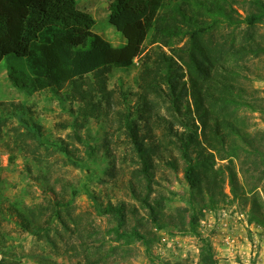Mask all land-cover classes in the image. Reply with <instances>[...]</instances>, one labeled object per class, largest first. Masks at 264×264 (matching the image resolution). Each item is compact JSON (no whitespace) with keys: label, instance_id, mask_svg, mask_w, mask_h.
Instances as JSON below:
<instances>
[{"label":"rangeland","instance_id":"1","mask_svg":"<svg viewBox=\"0 0 264 264\" xmlns=\"http://www.w3.org/2000/svg\"><path fill=\"white\" fill-rule=\"evenodd\" d=\"M251 2L234 1L235 15L244 19L252 10ZM78 3L94 16L96 34L116 47L124 45L123 35L110 23L112 0ZM246 31L245 24L221 23L209 39L222 49L232 39L236 44L242 41ZM252 32L264 45V21ZM174 40L176 47H182L188 37ZM145 48H150L149 40ZM249 59L254 74L241 84L246 99L257 97L262 107L232 106L228 108L231 118L226 117L264 138V53ZM139 70L138 60L129 68L88 75L75 88L27 95L11 84L7 62H2L0 264H202L199 239L181 226L202 186L192 188L185 180L180 150L172 141L167 143L180 169L158 165L155 179L149 183L152 187L146 188L144 177L134 175L141 161L116 111L122 107L123 94L138 90ZM129 98L135 100L133 95ZM175 128L184 130L180 122ZM230 161L217 156L214 167L227 173ZM233 164L244 196L231 191L224 173L225 194L214 208L204 211L199 229L213 244L216 264H264V227L252 222L254 198L264 212V158L242 154L233 158ZM133 190L147 191L155 208L160 204L157 210L165 215L164 229L154 224L151 206ZM89 193L99 201L92 200ZM108 203L126 207L120 233L114 217L98 209ZM23 216L35 229L20 225ZM135 229L145 239L122 236Z\"/></svg>","mask_w":264,"mask_h":264},{"label":"trees","instance_id":"2","mask_svg":"<svg viewBox=\"0 0 264 264\" xmlns=\"http://www.w3.org/2000/svg\"><path fill=\"white\" fill-rule=\"evenodd\" d=\"M234 1L112 0L110 23L125 41L116 47L94 32L96 20L79 8L78 0H0V65L7 62L11 84L27 95L75 88L88 75L129 68L140 61L138 90L123 94L122 107L116 111L141 161L134 175L144 177L146 188L152 187L149 183L154 181L158 165L180 169L167 143L172 141L180 150L185 180L192 188L202 186L196 202H190L192 209L186 210L187 222L181 224L199 239L202 264L217 263L213 244L199 227L204 211L214 208L225 194L224 173L231 191L244 196L233 158L242 154L264 158V138L232 121L228 112L232 106L262 107L257 97L246 99L241 83L254 74L249 58L264 53L262 41L251 33L264 21V0H252V10L244 19L235 15ZM221 23L245 24L242 41L236 44L232 39L222 49L213 44L209 36ZM182 37L188 41L176 47L174 39ZM148 40L150 48L146 49ZM132 95L134 101L129 98ZM179 122L184 130L175 128ZM217 156L231 160L227 173L215 169ZM133 193L151 206L154 224L164 229L165 215L157 210L160 204L152 206L147 191ZM88 195L99 201L98 196ZM98 209L114 217L120 233L126 207L108 203ZM22 219L20 225L35 229L24 216ZM252 222L264 227V212L256 198ZM122 236L145 239L136 229L124 231Z\"/></svg>","mask_w":264,"mask_h":264}]
</instances>
